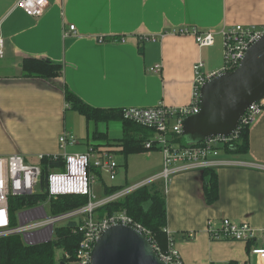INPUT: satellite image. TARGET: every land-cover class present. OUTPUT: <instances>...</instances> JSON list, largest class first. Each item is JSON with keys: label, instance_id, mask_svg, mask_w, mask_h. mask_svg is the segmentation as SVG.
Wrapping results in <instances>:
<instances>
[{"label": "crops", "instance_id": "0c3cea01", "mask_svg": "<svg viewBox=\"0 0 264 264\" xmlns=\"http://www.w3.org/2000/svg\"><path fill=\"white\" fill-rule=\"evenodd\" d=\"M20 1L0 0L4 40L0 156L19 154L37 164L42 155L85 153L96 145L112 152L115 160L124 157L123 169L117 163L118 170L125 172L126 186L118 187L160 174L162 154L154 150L125 156L121 146L125 124L120 120L87 122L70 109L65 87L86 104L105 111L160 104L185 107L192 100L195 65L201 61L205 73L223 68V30L264 25V0H47L48 7L40 17L30 16L19 6ZM71 25L74 32L69 30ZM179 29L213 31L214 45L200 47L192 35L173 33ZM26 59L59 63L62 75L54 79L25 77ZM65 133L78 143L61 148L59 139ZM99 134L107 140L97 139ZM130 134L136 140L155 135L150 130ZM155 153L161 155L157 165ZM140 156H144L147 172L144 179L129 185V166H135ZM223 157L243 165L215 170L219 195L212 205L205 200L202 172L175 175L169 184L167 231L184 264H260L248 252V244L214 240L207 227L209 222L218 225L230 219L258 232L264 230V111L249 129L248 152ZM189 233L194 238L189 239ZM253 245L252 249L264 241Z\"/></svg>", "mask_w": 264, "mask_h": 264}, {"label": "built area", "instance_id": "2783aa9c", "mask_svg": "<svg viewBox=\"0 0 264 264\" xmlns=\"http://www.w3.org/2000/svg\"><path fill=\"white\" fill-rule=\"evenodd\" d=\"M19 6L30 16L40 17L48 7L47 0H21ZM69 30H76L71 25ZM174 34L192 35L200 47L214 45V32H199L196 29H179ZM224 63L223 68L215 73H205L204 64L199 61L195 67V79L192 100L189 105L181 108H172L160 104L152 108H125L122 109V118L141 127L150 129L154 137L145 144L150 152L159 151L163 157V170L136 185L123 187L117 192L97 199L93 193V185L97 174L91 172V167L98 170L101 175L107 173L111 180L118 174L119 164L112 152L96 150L90 147L85 153L63 155H42L37 164L28 163L22 155L13 154L0 156V239L20 236L26 245L34 246L52 242L56 239V229L72 224L71 233L80 237L76 249L75 259L68 264H92L93 250L102 234L114 225H128L143 232L151 241L159 256L168 264H184L181 254L176 246L175 239L166 229L168 246L162 250L152 238L150 232L135 223L126 211L116 212L112 215L99 217L98 210L106 205L118 202L137 190L162 184L165 193L168 192L171 179L175 175L187 172H204L205 170H218L224 167L243 165L236 159L223 157L227 152L223 149L229 145L235 149L234 142L246 127L251 128L259 115L264 111V100L251 106L243 116L237 130L228 137H211L193 146H182L177 142L183 134V121L201 110V90L211 79L226 72L236 70L247 51L264 36V25L247 27L236 25L223 30ZM69 36L68 32L65 37ZM154 41L155 38H145ZM100 42H104L100 38ZM4 55V40L0 35V58ZM155 70L159 71L160 66ZM61 148L75 145L78 140L69 134H63L59 139ZM48 158L49 162H63V167L48 168L45 173L42 160ZM260 168L259 166H257ZM46 195L47 199L32 207H25L12 213L10 201L12 198ZM63 196H87L86 205L53 214L52 200ZM207 232L214 240H231L248 244L251 241H264V230L258 232L246 223H235L230 219H223L220 224L209 222ZM194 238L193 233L186 235ZM60 257L66 261L70 255L60 250ZM260 264H264V245H257L251 250ZM246 264V263H237Z\"/></svg>", "mask_w": 264, "mask_h": 264}, {"label": "trees", "instance_id": "16d2710c", "mask_svg": "<svg viewBox=\"0 0 264 264\" xmlns=\"http://www.w3.org/2000/svg\"><path fill=\"white\" fill-rule=\"evenodd\" d=\"M25 77L54 79L62 75L63 66L51 60L26 59L23 64ZM65 100L70 105V109L78 112L85 117L87 122H110L120 120L125 124L126 134L122 140V153L125 156L131 154H139L149 152L146 149L148 140H136L132 136L139 131L150 130L126 121L122 118L121 111H105L99 108L92 107L83 102L79 97L73 94L67 87L64 90ZM151 131V130H150ZM97 139L107 140L103 135H97ZM177 142L182 146H193L195 143H188L182 136L177 139ZM108 144V143H106ZM96 150H100L98 146H91ZM102 147V146H101ZM235 149H231L226 145L223 149L229 154L247 153L249 149V127L241 131L237 140L234 142ZM153 149L152 151H154ZM102 151V150H101ZM42 166L45 173L48 168L63 167V162H49L48 158L42 160ZM91 172L102 178L98 170L91 167ZM204 176V191L205 200L209 205L215 203L219 195V182L217 175L213 170H205ZM123 187L105 186V195H111ZM47 199L46 195H33L12 198L10 201L11 211L14 215L16 211L25 207H32L38 203H42ZM89 201L87 196H63L52 200L51 211L53 214L65 212L68 210L80 208L86 205ZM126 211L133 221L141 225L146 231L150 232L152 238L157 242L162 250H166L168 246L167 229V202L166 193L162 184H153L148 187L141 188L130 194L126 198L103 206L97 212L99 217L112 215L116 212ZM72 224L61 226L56 229V239L52 242L29 246L26 245L20 236H13L0 239V264H68L75 259L76 249L78 247L80 237L72 235ZM254 241L248 243V252L254 246ZM63 250L70 255V259L66 261L57 253ZM237 264V263H231Z\"/></svg>", "mask_w": 264, "mask_h": 264}, {"label": "water", "instance_id": "95a60500", "mask_svg": "<svg viewBox=\"0 0 264 264\" xmlns=\"http://www.w3.org/2000/svg\"><path fill=\"white\" fill-rule=\"evenodd\" d=\"M264 100V36L247 51L239 67L208 81L201 90L199 114L183 121V137L199 144L228 137L248 109ZM92 264H168L149 238L135 227L114 225L96 243Z\"/></svg>", "mask_w": 264, "mask_h": 264}, {"label": "rangeland", "instance_id": "374dc122", "mask_svg": "<svg viewBox=\"0 0 264 264\" xmlns=\"http://www.w3.org/2000/svg\"><path fill=\"white\" fill-rule=\"evenodd\" d=\"M153 159H156L154 163L156 165L157 162L161 160V155L159 153H155L153 155ZM116 161L121 164V167L123 169V161L124 157H116ZM146 163L144 156L138 157V162L134 165L129 166V172L127 174V180L128 184H136L139 182V180L144 179V174L147 172L146 170ZM118 170L117 178L115 180H111L109 175L107 173H103L102 178L96 177V181L93 185V193L97 197V199L103 198V195L105 197V186L111 187V186H117V185H123L126 186L125 181V172L124 170ZM61 252H58L57 254L60 256Z\"/></svg>", "mask_w": 264, "mask_h": 264}]
</instances>
